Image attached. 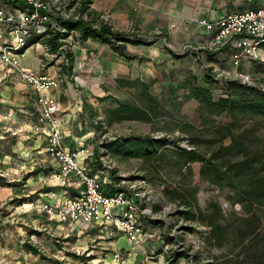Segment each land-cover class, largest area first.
Segmentation results:
<instances>
[{
    "label": "crops",
    "instance_id": "crops-1",
    "mask_svg": "<svg viewBox=\"0 0 264 264\" xmlns=\"http://www.w3.org/2000/svg\"><path fill=\"white\" fill-rule=\"evenodd\" d=\"M263 4L264 0H89L84 11L88 18L103 21L121 34L135 33L143 38L144 43L125 44L124 50L133 58H121L107 44L88 38L69 44L65 50L68 65L63 62V55L56 65L43 64L41 49L34 47L29 56L26 51L31 48L25 50L21 64L58 75L60 85L51 94L59 102L57 115L62 118L63 145L67 150L79 148L91 139L90 136L81 144L87 133H93L90 124L101 104L99 97L111 94L116 81L137 83L144 76L155 77L159 75L158 70H163L168 74L176 73V77L184 75L186 80L194 82V72L201 65L222 82L238 73L242 74L241 79L249 82L246 65L252 66L253 62L242 57L239 64L234 65L231 47L210 52V59H206L207 52L198 48L209 42L213 31H206L198 20L214 21L226 13L256 9ZM263 54L264 45H261L255 59H260ZM0 78V240L3 241L0 242V255L6 261L4 263L42 262H39V256L31 255V259L21 246L16 233L18 227L27 233L37 230L51 237L62 235L68 240L71 235L79 237L99 226L107 232L106 236H100L104 241L99 243L109 249L112 264H117L113 259L114 251L123 255L122 264L128 261L129 264H183L166 261L160 252L156 257L148 256L152 243L147 238L143 242L140 240L143 232L133 245L121 228L112 224L60 221L55 215L44 213V204L58 205L78 191L44 182L47 175L59 170V166L46 153V133L36 128V92L15 73L6 72L1 66ZM9 110L14 111L15 120H3ZM5 127L14 130L15 135L5 131ZM96 168L94 166L93 171ZM13 199L15 202H11ZM110 227L116 232L109 231Z\"/></svg>",
    "mask_w": 264,
    "mask_h": 264
},
{
    "label": "rangeland",
    "instance_id": "rangeland-1",
    "mask_svg": "<svg viewBox=\"0 0 264 264\" xmlns=\"http://www.w3.org/2000/svg\"><path fill=\"white\" fill-rule=\"evenodd\" d=\"M60 4L66 11L88 18V14L81 11L80 0H60ZM77 39L75 37V41ZM30 50L33 48L28 49L26 55H31ZM40 58L43 59L41 55ZM246 58L253 62L252 66L246 65L249 83L264 87V54L260 59ZM43 61L45 63L44 59ZM207 70L208 68L199 65L194 72L196 73L193 76L194 82L186 80L184 75L176 77V73L168 74L163 70H158L159 75L155 77L144 76L137 83L116 81L117 84L114 85L111 94L99 97L101 104L90 124L94 134L89 142L96 147L100 140L108 141L122 137L151 136L153 139L164 140L165 147L161 149V154L152 158L123 157L104 152L111 163V169L108 171L112 185L119 184L120 187L126 188L134 184L150 198L143 205L151 210V213L143 217L144 228L140 237L142 242L147 238V241L152 243L148 256L156 257L157 252H160L165 260L169 261V255L177 254L176 262L183 264H260L259 259L254 256V254L260 256V244L254 240L247 239L239 248L234 249L233 242L218 245L206 239L209 227L205 217L210 214L209 203L216 202L223 209L225 217L220 222L224 225L226 223L235 225L236 218L242 216L244 210L233 190L227 186L213 184L200 176L199 161L185 164L172 152V149L179 147L192 149L207 156L218 145L229 144V138L219 140L217 132L218 127L227 123L229 119L224 115H209L199 107L196 100L186 96L188 86L195 83L209 87L213 90L214 96H218L222 81L219 80L218 84L213 85L204 80L203 75ZM208 74L214 76L209 70ZM233 78L241 79L237 74ZM122 103L124 105L120 107ZM119 107L122 109L115 111L120 109ZM137 109L143 110L147 118H141ZM5 119L8 118H3ZM249 124L244 122L243 127ZM90 136L87 133L81 144ZM182 194L187 196L193 206L188 208L183 203V197H179ZM117 211L121 214L122 207L119 206ZM188 211L197 214L195 219L186 217ZM1 213L0 210V215ZM202 215L201 221L198 220ZM258 215L263 223L264 207L258 211ZM98 222L100 219L96 223ZM109 231L115 233L116 229L110 227ZM16 233L21 245L27 242L40 249L46 256L57 258L64 264H112L109 249L104 243H99L104 241L100 236H106L107 232L105 233V228L99 226L92 227L79 237L71 235L68 240L62 235L51 237L37 230L27 233L21 227L17 228ZM32 234L34 236H30ZM232 237L233 233L229 227L227 238L232 240ZM0 242L3 243L1 240ZM248 250L251 251L247 254ZM71 252L88 259L81 261L66 255ZM31 255L29 253V256ZM4 262L6 261L3 260L1 263ZM39 262L49 263L41 259Z\"/></svg>",
    "mask_w": 264,
    "mask_h": 264
},
{
    "label": "built area",
    "instance_id": "built-area-1",
    "mask_svg": "<svg viewBox=\"0 0 264 264\" xmlns=\"http://www.w3.org/2000/svg\"><path fill=\"white\" fill-rule=\"evenodd\" d=\"M61 5L60 0H0V66L8 73H15L25 85L35 90L38 105L36 128L46 133V153L59 166V170L47 175L44 182L73 187L78 191L58 205L44 204L42 210L60 221L94 224L100 219L102 226L112 224L120 227L128 242L135 245L143 232V217L151 213L143 206L150 200L149 196L134 184L126 188L119 184L111 185L108 171L111 163L99 146L101 140L96 147L91 141L79 148L67 150L64 147L62 118L57 115L59 102L51 94L59 87L60 78L40 68L32 69L21 64L25 50L34 47L41 49L45 63L56 65L63 55V62L68 65L65 50L75 41L73 33L65 38L57 37L53 50L48 36L54 35L55 31L64 32L60 20L86 18L66 11ZM198 22L206 31L212 30L213 35L209 42L197 48L210 53L229 46L234 49L231 61L236 66L242 57L256 58L258 48L264 45V4L256 9L226 13L214 21L201 18ZM32 36H37L38 40L32 42ZM237 75L239 78L242 76L240 73ZM5 117L15 120L14 111H7ZM4 130L16 133L8 127ZM94 166L97 167L95 171ZM119 206L122 207L121 214L117 211ZM113 259L117 264L125 260L118 251H114ZM3 260L0 258V264H6L1 263Z\"/></svg>",
    "mask_w": 264,
    "mask_h": 264
},
{
    "label": "trees",
    "instance_id": "trees-1",
    "mask_svg": "<svg viewBox=\"0 0 264 264\" xmlns=\"http://www.w3.org/2000/svg\"><path fill=\"white\" fill-rule=\"evenodd\" d=\"M80 1L81 11H85L89 0ZM95 19L80 17L77 20H60L61 29L65 30L64 32L55 31L54 35L48 36V41H51L52 45L51 49L56 47L57 37L65 38L67 34L73 33L78 38L77 40L88 38L98 40L107 44L119 57L130 60L133 56L124 50L125 44L144 43L143 38L135 33L121 34L111 29L109 24L103 21L95 22ZM32 40L36 41L38 37L32 36ZM206 56V59L211 57L209 53H206ZM207 71L203 75L204 80L213 85L218 84L219 80ZM186 96L196 100L199 107L209 115H224L229 119L217 130L219 140L229 138V144L218 145L207 156L192 149L186 150L179 147L172 149V152L185 164L199 161L201 163L200 176L213 184L227 186L233 190L238 203L244 210V214L236 218V224L226 223L229 224L228 226L220 222L225 217L223 209L216 202L209 203L210 214L205 217L209 227L206 239L218 245L233 242L234 249L239 248V245L247 239L254 240L260 244L261 248L260 256L256 254L254 256L259 259L260 264H264V222L261 223L258 215V211L264 207V87L241 79L226 78L221 84V91L217 97L214 96L212 89L196 83L188 86ZM148 99L153 100L151 97ZM123 105L122 103L120 107ZM137 111L141 118H147L143 110L137 109ZM244 122L250 124L243 127ZM164 143V140L153 139L151 136H132L101 141L99 146L104 149L105 153L111 152L123 157L152 158L161 154V149L165 147ZM179 197H183L182 201L188 208L193 206L187 196L182 194ZM11 202H15V199ZM195 215H197L195 212L188 211L186 217L195 219ZM202 218L203 215L198 220L201 221ZM229 227L233 233L232 240L227 238ZM21 246L28 253L39 256L41 260H46L51 264H64L57 258L46 256L40 249L27 242H23ZM249 251L251 250L246 253L248 254ZM66 255L81 261L88 259L74 252ZM168 258L170 262H175L178 255L171 254Z\"/></svg>",
    "mask_w": 264,
    "mask_h": 264
}]
</instances>
